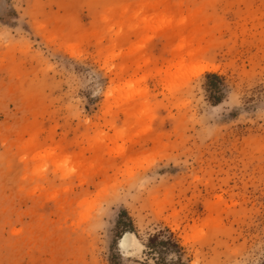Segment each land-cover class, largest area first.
<instances>
[{"label":"rangeland","instance_id":"374dc122","mask_svg":"<svg viewBox=\"0 0 264 264\" xmlns=\"http://www.w3.org/2000/svg\"><path fill=\"white\" fill-rule=\"evenodd\" d=\"M179 257L264 264V0H0V264Z\"/></svg>","mask_w":264,"mask_h":264},{"label":"trees","instance_id":"16d2710c","mask_svg":"<svg viewBox=\"0 0 264 264\" xmlns=\"http://www.w3.org/2000/svg\"><path fill=\"white\" fill-rule=\"evenodd\" d=\"M208 76L220 78L221 76L217 73H209ZM146 246L149 248L151 252L159 250L161 252V247L165 249L170 248H178L179 252L182 249L180 244L174 239V235L170 230L160 231L158 234H155L154 236H151L148 238V241L146 243ZM161 259H163L161 257ZM176 264H188L185 261L182 260V258H178V261Z\"/></svg>","mask_w":264,"mask_h":264},{"label":"bare ground","instance_id":"6f19581e","mask_svg":"<svg viewBox=\"0 0 264 264\" xmlns=\"http://www.w3.org/2000/svg\"><path fill=\"white\" fill-rule=\"evenodd\" d=\"M203 70H204V68H203ZM203 70H200L199 69V71H203ZM198 72V71H197ZM132 233L131 232H126L122 237H121V239H120V241H119V246L121 247V248H127L128 246H129V242H130V238L132 237Z\"/></svg>","mask_w":264,"mask_h":264}]
</instances>
